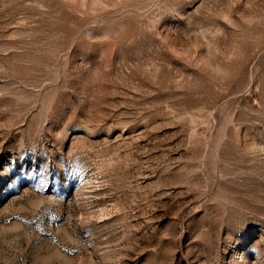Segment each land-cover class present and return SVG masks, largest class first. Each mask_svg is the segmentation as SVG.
<instances>
[{
    "label": "rangeland",
    "instance_id": "1",
    "mask_svg": "<svg viewBox=\"0 0 264 264\" xmlns=\"http://www.w3.org/2000/svg\"><path fill=\"white\" fill-rule=\"evenodd\" d=\"M0 264H264V0H0Z\"/></svg>",
    "mask_w": 264,
    "mask_h": 264
}]
</instances>
